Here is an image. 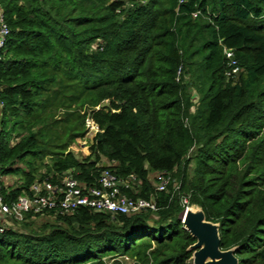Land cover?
Wrapping results in <instances>:
<instances>
[{
    "label": "trees",
    "instance_id": "obj_1",
    "mask_svg": "<svg viewBox=\"0 0 264 264\" xmlns=\"http://www.w3.org/2000/svg\"><path fill=\"white\" fill-rule=\"evenodd\" d=\"M1 4L0 176L20 178L6 201L65 173L97 185L110 169L134 175L139 187L124 193L153 197L157 211L49 213L0 235V264H193L184 198L239 264H264V0ZM88 118L99 132L80 157L71 147ZM159 172L171 176L165 192Z\"/></svg>",
    "mask_w": 264,
    "mask_h": 264
},
{
    "label": "built area",
    "instance_id": "obj_2",
    "mask_svg": "<svg viewBox=\"0 0 264 264\" xmlns=\"http://www.w3.org/2000/svg\"><path fill=\"white\" fill-rule=\"evenodd\" d=\"M0 0V62L7 45L10 29L5 21L2 4ZM229 59H233L231 50H226ZM232 61V65L236 66ZM240 69L234 67L228 73L229 77H237ZM180 74V72H179ZM88 126L97 129L98 127L91 119L87 120ZM155 190L165 192L171 182V176L166 172H159L154 175ZM140 182L134 175L127 178L117 176L110 169H105L97 185H87L72 173H65L57 176V182L51 179L34 182L17 199L6 201L3 194L4 187L9 191L5 183H2L0 176V235L9 229L14 228L15 223L28 221V216H47V214L72 215L80 209H89L96 213L107 214L112 218L117 216H135L146 211H157V205L153 197L150 199L134 198L127 196L125 191H135ZM183 205L189 208L187 198L183 199ZM14 223V224H13Z\"/></svg>",
    "mask_w": 264,
    "mask_h": 264
},
{
    "label": "water",
    "instance_id": "obj_3",
    "mask_svg": "<svg viewBox=\"0 0 264 264\" xmlns=\"http://www.w3.org/2000/svg\"><path fill=\"white\" fill-rule=\"evenodd\" d=\"M109 106L110 102L105 101L98 110ZM103 167L107 168L108 163H104ZM182 223L184 229L196 240L188 249L192 251L193 264H239L237 248L229 250L221 248L219 225L208 221L202 208L198 206L187 208L182 216Z\"/></svg>",
    "mask_w": 264,
    "mask_h": 264
},
{
    "label": "rangeland",
    "instance_id": "obj_4",
    "mask_svg": "<svg viewBox=\"0 0 264 264\" xmlns=\"http://www.w3.org/2000/svg\"><path fill=\"white\" fill-rule=\"evenodd\" d=\"M88 126V124H87ZM88 129L87 130V134L85 136V138L83 139H78L71 147V149L78 155V156H82V157H86V156H89L90 155V145L92 144V141L95 137V132L96 130L95 129H92V127L88 126ZM21 166H24L21 164ZM42 172H44V170L42 169L41 170ZM10 181L8 182H11L12 184H18L20 183V178L19 176H11L9 177ZM152 182L155 184L154 182V177H152ZM47 221H51V218L49 217H46V216H40L39 218H32V219H29L28 222H35L34 224L37 225V224H43L44 222H47ZM14 224V223H13ZM23 226V222L22 223H15L14 224V228L16 229H22L24 227ZM119 262L121 261L123 264H134V262L129 259V258H122V257H119L118 258ZM106 262H108V264H111L112 261H109L108 259H105Z\"/></svg>",
    "mask_w": 264,
    "mask_h": 264
},
{
    "label": "crops",
    "instance_id": "obj_5",
    "mask_svg": "<svg viewBox=\"0 0 264 264\" xmlns=\"http://www.w3.org/2000/svg\"><path fill=\"white\" fill-rule=\"evenodd\" d=\"M0 120H1V106H0ZM154 175H155V174H153L152 177H154ZM9 177H11V176H6L5 178H3V181H4L5 185H6L8 188L12 187L13 185H16V184H12L11 182H8V181H10V180H8Z\"/></svg>",
    "mask_w": 264,
    "mask_h": 264
}]
</instances>
